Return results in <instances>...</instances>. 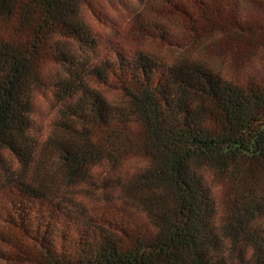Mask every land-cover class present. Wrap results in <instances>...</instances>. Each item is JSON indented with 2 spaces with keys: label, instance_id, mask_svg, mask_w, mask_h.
Listing matches in <instances>:
<instances>
[{
  "label": "trees",
  "instance_id": "obj_1",
  "mask_svg": "<svg viewBox=\"0 0 264 264\" xmlns=\"http://www.w3.org/2000/svg\"><path fill=\"white\" fill-rule=\"evenodd\" d=\"M188 1L177 23L200 49L163 60L98 56L80 17L88 0H0V240L12 261L264 264V77L216 66L264 48V0ZM50 64L61 76L46 81ZM43 93L53 139L39 142ZM90 178L94 210L59 194Z\"/></svg>",
  "mask_w": 264,
  "mask_h": 264
},
{
  "label": "rangeland",
  "instance_id": "obj_2",
  "mask_svg": "<svg viewBox=\"0 0 264 264\" xmlns=\"http://www.w3.org/2000/svg\"><path fill=\"white\" fill-rule=\"evenodd\" d=\"M189 5L188 0H88L81 8V20L91 35L97 40L98 56L102 58L116 56H130L137 51L154 54L163 60L173 56L172 50L186 47V50L196 55L199 46L189 44V35L179 30L178 19L182 8ZM189 8V7H188ZM155 21H158L157 23ZM163 33V35H161ZM186 43V44H185ZM76 57H81V52L75 48ZM216 61V60H214ZM221 76L233 81L245 82L264 77V48L257 52L248 63L233 69L229 59L222 65H216ZM61 76V68L50 64L45 70V80L51 81ZM103 91V89H101ZM54 107L49 94L43 93L36 96L33 101L31 123L33 125L32 140L44 142L50 136L51 119ZM30 137V136H29ZM53 139V138H52ZM44 166L49 169L53 165V158ZM3 167L9 171H18V161L4 153ZM125 170V169H124ZM90 173L96 176L99 168L94 167ZM124 174L123 171L118 172ZM5 174L0 170V185L3 184ZM116 177L110 181L105 191L109 197L115 195ZM93 179L85 182L66 183L60 187V195L73 202L83 204L91 211L101 197L97 185H92ZM108 188V189H107ZM68 200V201H70ZM1 206V203H0ZM0 213V222L2 220ZM0 264H17L12 261L2 241L0 240Z\"/></svg>",
  "mask_w": 264,
  "mask_h": 264
}]
</instances>
